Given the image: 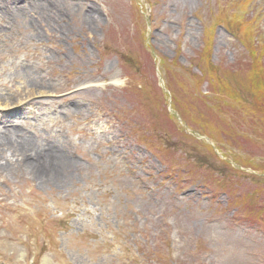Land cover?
I'll use <instances>...</instances> for the list:
<instances>
[{"label": "rangeland", "instance_id": "obj_1", "mask_svg": "<svg viewBox=\"0 0 264 264\" xmlns=\"http://www.w3.org/2000/svg\"><path fill=\"white\" fill-rule=\"evenodd\" d=\"M0 99V264H264V0H0Z\"/></svg>", "mask_w": 264, "mask_h": 264}, {"label": "trees", "instance_id": "obj_2", "mask_svg": "<svg viewBox=\"0 0 264 264\" xmlns=\"http://www.w3.org/2000/svg\"><path fill=\"white\" fill-rule=\"evenodd\" d=\"M255 69H256V70H257V72H258V73H257V72H255V73H256L255 75L257 76V75H259V70H258V68H256V67H255Z\"/></svg>", "mask_w": 264, "mask_h": 264}, {"label": "bare ground", "instance_id": "obj_3", "mask_svg": "<svg viewBox=\"0 0 264 264\" xmlns=\"http://www.w3.org/2000/svg\"><path fill=\"white\" fill-rule=\"evenodd\" d=\"M0 102H1V99H0Z\"/></svg>", "mask_w": 264, "mask_h": 264}]
</instances>
